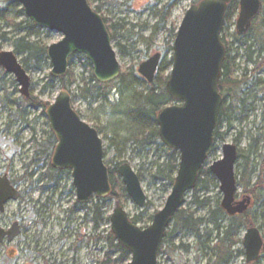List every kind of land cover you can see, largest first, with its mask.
Wrapping results in <instances>:
<instances>
[{"label":"rangeland","instance_id":"1","mask_svg":"<svg viewBox=\"0 0 264 264\" xmlns=\"http://www.w3.org/2000/svg\"><path fill=\"white\" fill-rule=\"evenodd\" d=\"M88 1L94 11L97 7L101 8L105 17L112 22L125 21L123 29H109L114 35L112 46L121 76L108 84L98 83L90 61L84 55H76L69 62L66 85L72 81L67 90L72 97L73 108L82 121L98 131L103 141L104 162L108 169L128 164L141 176L147 198L145 208H137L128 195L120 206L131 219L138 217L136 225L139 228L146 229L152 224L153 217L164 208L172 187L169 181L158 182L154 178L157 167L166 162L165 146L160 139L143 144L147 135L143 136L137 131L130 120V114L145 104L144 98L151 88L162 84L157 79L160 74L149 84L139 74L140 66L157 53L161 54L162 63L171 62L174 40L169 31H142L139 26L156 25L157 18H151L152 13L161 11L163 5L172 0H107L109 4L103 5L100 0ZM173 1L176 6L169 25H173L177 33L186 11L200 1ZM111 3H117L118 6L112 7ZM238 12L227 15L222 37L232 50L231 57H238L235 76L241 77L240 70L251 72L253 69V65L247 64L245 58L246 41L253 36L248 34V37L241 40L235 38ZM262 13L256 20L258 25L264 20ZM31 24L19 0H0V53L15 54V42L21 37H30L32 41L47 48L63 38L58 32L34 24L32 27ZM17 58L23 65L24 57L18 55ZM51 70L49 63L42 71L26 70L31 81L30 99L26 100L16 78L12 74L3 75L5 71L0 66V79L8 81L5 91L1 90L0 84V178L7 175L20 192V199L11 201L5 211L0 212V226L8 230L13 223H18L24 231L14 242L0 244V264H128L131 257L119 262V254H112L108 242V234L111 233L110 217L118 205L116 199L94 197L88 204L79 205L70 171L53 170L51 180L48 176L51 158L34 161L40 144H45L54 136L44 107L27 105L25 102L36 99L51 105L55 101L62 87L58 80L51 77ZM170 71L171 68L166 76ZM257 79L264 81V70ZM13 91L14 96L7 101L6 95ZM247 97L251 106L243 114L231 115V130L229 120L221 119L218 131L224 136L217 139L204 165V176L200 182L203 188L189 192L181 209L193 214L194 219L203 221L199 234L183 230L171 235L172 224L168 229L166 244L160 248L158 264H210L209 247L214 245L212 241L215 233L209 222V207H197L193 201L197 196L201 201L208 200L210 207L217 201L221 204L223 196L220 184L211 173L208 174V170L222 158L224 144L236 145L239 151L248 147L251 138L258 139L260 145L264 144V93L254 89L253 92L247 91ZM242 163V160L238 161L236 173L241 172L239 166ZM27 175H32V178L28 179ZM243 194L240 189L238 201ZM263 202L259 199L257 204L250 206L248 212L252 213L254 224L240 231V244L233 248L234 257L230 264H247L243 240L250 227L257 228L264 241ZM239 250L242 254L237 252ZM252 264H264V251L260 259Z\"/></svg>","mask_w":264,"mask_h":264},{"label":"water","instance_id":"2","mask_svg":"<svg viewBox=\"0 0 264 264\" xmlns=\"http://www.w3.org/2000/svg\"><path fill=\"white\" fill-rule=\"evenodd\" d=\"M232 0H202L185 13L173 44V60L165 90L176 105L164 108L157 116L159 138L167 148L179 153V167L164 208L153 217L152 224L141 229L123 207L117 205L110 217L111 232L117 243L128 250V264H158L160 247L186 196L193 191L199 173L215 144V132L222 107L219 84L226 47L221 40L228 5ZM236 32L245 36L261 14L263 0H238ZM30 21L37 27L60 33L62 40L47 48L51 77H67L70 59L84 55L93 66L95 80L108 84L121 76L112 39L102 16L88 0H19ZM161 55L155 54L139 68V74L152 84ZM0 66L12 74L25 99L30 98V77L13 52L0 53ZM51 132L57 143L51 166L57 171H71L77 202L86 205L92 198L106 199L112 194L109 169L105 165L103 141L98 131L82 121L74 110L72 97L61 90L46 110ZM239 149L233 144L222 146V158L214 162L210 173L220 184L221 208L229 217L246 213L252 198L240 201L236 167ZM118 175L128 197L139 209L146 205V195L138 174L128 164L118 167ZM20 192L5 175L0 178V212ZM20 234L15 223L5 231L0 227V244L12 243ZM246 263L260 259L264 241L260 231L250 227L243 240Z\"/></svg>","mask_w":264,"mask_h":264},{"label":"trees","instance_id":"3","mask_svg":"<svg viewBox=\"0 0 264 264\" xmlns=\"http://www.w3.org/2000/svg\"><path fill=\"white\" fill-rule=\"evenodd\" d=\"M104 1L107 3V0ZM196 1L201 2L202 0ZM238 10V0H232L227 8L225 23L227 22V15L235 14ZM262 12H264V5ZM262 12L261 14H263ZM258 18L255 19L252 28L248 32V34L253 37L246 41L247 45L245 58L247 64L253 65L251 72L244 69L240 70L242 73L241 77L235 76L237 70L236 61L238 57H231L232 50L226 39L221 37V40L226 47V59L222 66V77L219 84V92L222 96L223 102L219 115L218 127L215 132V142L219 137L224 136L218 131V128L221 125V119L227 118L229 120V129L231 130V115L243 114L246 108L251 106L250 100L247 97V91L253 92L254 89H259V93H264V81L257 79V76L262 72V70H264V20H262L258 25L256 23ZM104 22L106 23L105 18ZM31 26L34 27L33 24H31ZM107 29L109 31L108 27ZM109 33L111 35V39L113 40L114 35H112L110 31ZM169 33L171 34V38L175 40L176 32L174 29ZM221 34L223 35V31ZM235 38L237 40L242 39V37L237 34ZM1 41L2 37H0V42ZM256 48L258 51H255ZM15 55H22L24 57L23 67L26 70L42 71L46 66H48L47 47L39 45L37 41H32L30 37H21L16 40ZM171 67L172 61L169 63H161L157 74L158 76L160 74V78L157 77V79L161 81V86L151 88L148 95L144 98L145 104L138 107L137 110L130 114V120L134 126L137 127V131L143 136L147 135L142 141L143 144H146V142H150L151 140L158 141L160 139L157 116L164 108L175 103L165 90L166 82L169 79V75L166 76V72ZM56 80H58L62 90H67V86H69L72 81H69L66 85L65 78ZM25 104L33 105L35 107H39L41 105L45 110L49 107V104H43L36 99L25 102ZM56 143L57 141L55 137H52V139H49L45 144H40V148L35 154L34 161L38 162L41 158L44 160L52 158ZM260 144L261 143L258 139L251 138L248 147L243 151H239L238 155L239 160L243 161V163L239 166L241 172H237V177L239 179L238 185L239 188L242 189L244 193L243 195H247L252 198L251 205L257 204L259 199L264 200V144ZM213 148L214 145L211 151ZM165 151L167 153L166 162L162 166L157 167L154 178L158 180V182L169 181L172 187L178 171L180 156L179 153L171 149L165 148ZM53 170L55 169H53L50 164L48 176L51 180H53ZM117 170V167L109 170L110 183L112 186V194L109 198L116 199L117 204L122 205L123 200L127 198V192L125 187H123L120 182ZM208 174L210 175L209 170ZM203 176L204 171L201 170L195 189L198 190L203 188L200 183ZM139 177L141 179V176ZM27 178L31 179L32 175H27ZM193 205L200 208L209 207V222L213 226L215 233V239L212 241L214 242V245L209 247L210 264H230L234 257L233 248L240 244L238 239L240 231L242 228L254 224L252 222V213L247 211L243 215L229 217L221 208L220 202L217 201L213 207H210L211 204L208 200L205 199L201 201L197 196L194 197ZM131 221L136 225L139 222V219L137 217ZM172 224L171 235L183 230H191L199 234L203 221L196 220L194 219L193 214H188L180 210L174 217ZM98 226L99 223L97 222V227ZM167 237L168 231L162 246L166 244ZM108 242L110 243L112 254H119V262H124L130 259V252L121 245L117 244L112 232L108 234ZM237 252L242 254V251L240 250Z\"/></svg>","mask_w":264,"mask_h":264},{"label":"flooded vegetation","instance_id":"4","mask_svg":"<svg viewBox=\"0 0 264 264\" xmlns=\"http://www.w3.org/2000/svg\"><path fill=\"white\" fill-rule=\"evenodd\" d=\"M101 1V4L103 5V4H105V1L104 0H100ZM89 2V1H88ZM160 2V1H159ZM158 2V3H159ZM107 4H109V3H107ZM113 4H115V5H113ZM112 7L113 6H118V4L117 3H111L110 4ZM175 6H176V4H175V1H170V2H168V3H166V4H164L163 5V7L161 8V11H159V12H153L152 13V15H151V18H153V17H156L157 18V24L156 25H154V26H150V25H148V24H145V25H141V26H139V28L142 30V31H144V30H147V29H156V30H166V31H172L173 30V25H169V22L171 21V19L173 18V10H174V8H175ZM97 13H99L101 16H102V18H103V20H104V18H105V20H106V26L109 28V29H111V30H115V29H123L124 28V24H123V22H125V21H119V22H117V23H114V22H112L110 19H107L105 16V13H104V11L101 9V8H98L97 7V9L95 10ZM262 12V11H261ZM161 55V54H160ZM162 61V56H161V60H160V63H159V67H160V65H161V62ZM159 67H158V70H159ZM3 69V68H2ZM5 70L3 69V72H4ZM3 72H1V73H3ZM7 72L5 71L4 73H3V75H6L7 76ZM157 74H158V71H157V73H156V76H157ZM1 78V77H0ZM156 78V77H155ZM8 83V81L5 79H0V84H1V90L2 91H5L6 90V87H5V85ZM7 96V101L9 100V97H13L14 96V91L10 94V95H6ZM25 98V97H24ZM30 99V98H29ZM26 100H28V99H26ZM11 102L12 103H14V101H12L11 100ZM71 172V171H70ZM5 176V175H4ZM7 176V175H6ZM8 177V176H7ZM10 181V180H9ZM10 183H11V185L12 186H14V182H12V181H10ZM20 199V198H19ZM79 204V203H78ZM79 205H82V204H79ZM15 223H13V225H14ZM17 225H18V227H19V230H20V234H19V236L20 235H23V233H24V231H23V228L21 227V226H19V224L18 223H16ZM1 227V226H0ZM12 227V226H11ZM2 228V227H1ZM2 229H4V228H2ZM5 231H7V229H4ZM18 236V237H19ZM17 237V238H18ZM16 238V239H17ZM6 242V241H5ZM14 242V241H13ZM4 243V242H3ZM75 248V247H74ZM76 249V248H75Z\"/></svg>","mask_w":264,"mask_h":264}]
</instances>
